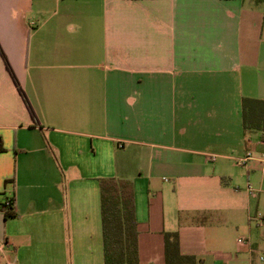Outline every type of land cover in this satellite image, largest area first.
Here are the masks:
<instances>
[{
	"label": "crops",
	"instance_id": "obj_1",
	"mask_svg": "<svg viewBox=\"0 0 264 264\" xmlns=\"http://www.w3.org/2000/svg\"><path fill=\"white\" fill-rule=\"evenodd\" d=\"M263 4L0 0V203L17 213L0 208V264H105L102 177L134 185L140 264H165V231L225 264L184 212L235 209L232 165L262 164L242 99H264Z\"/></svg>",
	"mask_w": 264,
	"mask_h": 264
},
{
	"label": "rangeland",
	"instance_id": "obj_2",
	"mask_svg": "<svg viewBox=\"0 0 264 264\" xmlns=\"http://www.w3.org/2000/svg\"><path fill=\"white\" fill-rule=\"evenodd\" d=\"M264 5V4H263ZM253 145L254 156L264 153V142ZM250 184L258 196L253 197L248 189ZM231 171L234 179L227 177L229 184L236 189V208L227 211L204 210L202 207L185 209L186 227H193L194 235L206 229V243L203 248L196 247L200 254L211 260H222L225 264H264V168L260 162L239 165L235 162ZM248 190V191H247ZM199 205L200 203H196ZM244 243L239 245L238 239ZM251 246H250V244ZM200 243H195L199 246ZM198 248V249H197Z\"/></svg>",
	"mask_w": 264,
	"mask_h": 264
},
{
	"label": "trees",
	"instance_id": "obj_3",
	"mask_svg": "<svg viewBox=\"0 0 264 264\" xmlns=\"http://www.w3.org/2000/svg\"><path fill=\"white\" fill-rule=\"evenodd\" d=\"M263 0H252L254 4ZM243 125L246 131H260L264 141V99L243 97ZM101 214L105 264H140L139 230L136 197L131 180L116 177L100 178ZM10 200V202H7ZM6 217L17 215L14 200L0 203ZM165 264H199L203 261L195 254L181 250L180 233L164 232Z\"/></svg>",
	"mask_w": 264,
	"mask_h": 264
},
{
	"label": "built area",
	"instance_id": "obj_4",
	"mask_svg": "<svg viewBox=\"0 0 264 264\" xmlns=\"http://www.w3.org/2000/svg\"><path fill=\"white\" fill-rule=\"evenodd\" d=\"M251 156H252V152H251V151H248L247 154H246L244 157L238 158V159H237V162H238L239 164H241V165L246 164L247 161L251 158ZM211 157H214V158H215L216 156L213 155V156H211ZM261 162H262L263 167H264V157L261 159ZM248 189L250 190V192H251L253 195H255V191H254V189L252 188V186H251L250 183H248ZM7 202H10V200H8ZM238 242H239V243H244V240H243L242 238H239V239H238ZM0 249H1V246H0Z\"/></svg>",
	"mask_w": 264,
	"mask_h": 264
}]
</instances>
